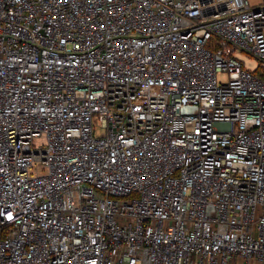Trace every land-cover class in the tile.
<instances>
[{
  "label": "built area",
  "instance_id": "1",
  "mask_svg": "<svg viewBox=\"0 0 264 264\" xmlns=\"http://www.w3.org/2000/svg\"><path fill=\"white\" fill-rule=\"evenodd\" d=\"M0 264H264V0H0Z\"/></svg>",
  "mask_w": 264,
  "mask_h": 264
},
{
  "label": "rangeland",
  "instance_id": "2",
  "mask_svg": "<svg viewBox=\"0 0 264 264\" xmlns=\"http://www.w3.org/2000/svg\"><path fill=\"white\" fill-rule=\"evenodd\" d=\"M248 2L250 4V6L253 7V6H257L261 2V0H248ZM238 58L243 62L245 67L250 69V70H255L257 65H258L257 60L252 58V57H249L248 55L239 54ZM217 80L220 83H226L228 80L227 74L224 72H218L217 73ZM35 142H36V144H39V143L44 144L45 139L42 138V139L36 140Z\"/></svg>",
  "mask_w": 264,
  "mask_h": 264
}]
</instances>
